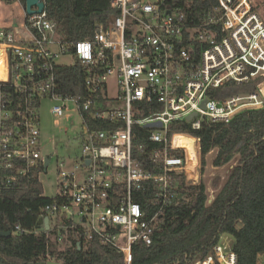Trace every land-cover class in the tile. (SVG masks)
<instances>
[{
	"label": "built area",
	"instance_id": "1",
	"mask_svg": "<svg viewBox=\"0 0 264 264\" xmlns=\"http://www.w3.org/2000/svg\"><path fill=\"white\" fill-rule=\"evenodd\" d=\"M22 1L0 0V12L2 5L23 12L0 16V195L48 174L54 154L45 156L41 149L42 102L52 103L57 125L74 111L80 130L67 157L57 158L72 169L62 172L58 194L40 218H49V227L39 225L34 233L53 232L61 242L73 234L79 245L98 240L115 249L124 264H133L135 246L152 245L164 206L177 197V176L186 185L197 183L188 180L189 151L177 138L194 140L197 163L201 140L171 135V127L189 122L199 131L205 121L228 124L245 111L264 108V0H216L198 24L188 18L183 0H110L112 21L98 25L92 40L76 43L49 19L47 0H38L44 9L34 15ZM64 56L82 67L84 96L62 92L57 77L62 67L56 62ZM111 78H116L114 97ZM228 83L255 89L214 98ZM100 124L109 128L99 129ZM136 127L146 130L154 145L153 170L135 155ZM146 189L158 206L152 217L135 201ZM27 233L16 226L11 234ZM193 264H239L235 239L222 235L212 252ZM256 264H264V253Z\"/></svg>",
	"mask_w": 264,
	"mask_h": 264
},
{
	"label": "trees",
	"instance_id": "2",
	"mask_svg": "<svg viewBox=\"0 0 264 264\" xmlns=\"http://www.w3.org/2000/svg\"><path fill=\"white\" fill-rule=\"evenodd\" d=\"M6 4L17 0H1ZM27 0H23L25 5ZM49 19L58 23L71 43L92 40L98 25L107 26L116 12L110 0H47ZM188 18L202 22L216 6V0H183ZM62 92L84 96V73L76 63L57 71ZM254 85L238 86L228 83L216 90L220 99L238 93H247ZM109 126L100 124L99 129ZM147 131L135 128L134 152L144 168L152 169L149 152L154 145L148 141ZM189 134L201 140V165L216 151L213 167L221 168L236 162L225 183L215 176L212 187L219 190L209 203L204 183L186 185L182 175L177 176V197L164 206L153 236L147 247L138 243L134 248L133 264H193L204 258L224 234L235 239L239 264H256L264 253V108L245 111L230 123L205 121L201 130L194 131L189 122L173 125L170 134ZM179 137L177 138V142ZM143 147V153H139ZM181 155L182 151H174ZM51 198L44 195L40 177H32L20 191L0 195V264H124L122 256L98 240L82 242L73 234L60 241L53 232L35 234L45 207ZM152 217L158 210L152 193L146 189L135 195ZM16 226L27 234L13 233ZM241 227V228H240Z\"/></svg>",
	"mask_w": 264,
	"mask_h": 264
},
{
	"label": "rangeland",
	"instance_id": "3",
	"mask_svg": "<svg viewBox=\"0 0 264 264\" xmlns=\"http://www.w3.org/2000/svg\"><path fill=\"white\" fill-rule=\"evenodd\" d=\"M21 10L19 7H5L1 6V17H18ZM57 65L61 67H71L74 65V60L70 56L60 57L57 60ZM109 92L111 96H116L117 85L116 78H111L109 81ZM52 103L50 101L42 102L40 106V118H41V149L45 156L53 155L52 163L49 167L48 174L41 175V183L44 188V195L47 198H53L58 194V182L62 172H69L72 169L71 165L60 166L57 158L60 160L67 157L72 150L74 143L72 139L77 135L80 130V118L74 111L70 113V117L67 120H63L59 125L55 124V119L50 112ZM71 111L74 106L70 105ZM217 152L214 151L207 156V165L203 169L201 165V158L195 166V172L197 177V183H204L207 187L210 201L215 198L219 190H215L212 187V182L215 176L221 177L222 186L228 178L231 169L236 165V162H232L221 168L213 167V161Z\"/></svg>",
	"mask_w": 264,
	"mask_h": 264
},
{
	"label": "bare ground",
	"instance_id": "4",
	"mask_svg": "<svg viewBox=\"0 0 264 264\" xmlns=\"http://www.w3.org/2000/svg\"><path fill=\"white\" fill-rule=\"evenodd\" d=\"M3 76L2 72L0 70V77ZM178 144L182 148H187L189 151V158L190 162L189 165L186 168L188 180L189 181H195L197 179L196 172H195V166L197 164V157L194 150V140L190 137L185 136H179Z\"/></svg>",
	"mask_w": 264,
	"mask_h": 264
},
{
	"label": "water",
	"instance_id": "5",
	"mask_svg": "<svg viewBox=\"0 0 264 264\" xmlns=\"http://www.w3.org/2000/svg\"><path fill=\"white\" fill-rule=\"evenodd\" d=\"M33 6H38L39 10L35 11V10H32V7ZM44 9V4L39 2L38 0H27L26 1V4H25V10H26V13L28 15H34V14H40L42 13ZM196 116V114H193L192 116H190L188 118V120H192L194 117ZM154 126H159L160 127V124H150V125H147V127H154ZM49 164V159L46 160V167L48 166ZM210 203H212V201H210ZM46 226V228L49 227V218H45L44 221L43 220H40L39 221V225H43ZM12 234L10 232H7V233H2V236H5V237H10ZM50 264H57V263H50Z\"/></svg>",
	"mask_w": 264,
	"mask_h": 264
},
{
	"label": "crops",
	"instance_id": "6",
	"mask_svg": "<svg viewBox=\"0 0 264 264\" xmlns=\"http://www.w3.org/2000/svg\"><path fill=\"white\" fill-rule=\"evenodd\" d=\"M20 10H21V8H20ZM22 10H21V12H20V14L18 15L19 17H22ZM21 19V18H20ZM241 228V227H240Z\"/></svg>",
	"mask_w": 264,
	"mask_h": 264
}]
</instances>
